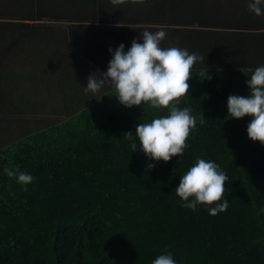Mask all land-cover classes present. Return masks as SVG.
Returning <instances> with one entry per match:
<instances>
[{"label":"trees","instance_id":"16d2710c","mask_svg":"<svg viewBox=\"0 0 264 264\" xmlns=\"http://www.w3.org/2000/svg\"><path fill=\"white\" fill-rule=\"evenodd\" d=\"M18 1L0 0V18L11 16L19 4L22 16L32 19L103 17L72 14L71 0H63L59 10L52 0ZM161 5L174 18L159 19L160 24L179 22L185 28L178 31L198 35L201 43L192 42L188 52L204 58L193 65L189 95L178 104L197 119L187 148L168 162L150 160L140 150L136 126L167 116L169 110L148 104L125 107L113 88L47 126L13 138L0 133V264H152L168 251L176 264H264V213L258 215L264 208V144L248 136L253 117L236 119L228 113V97L248 96L246 81L264 65L258 61L264 60V48L256 41L264 34L245 36L255 61L245 60L243 52L241 58L235 51L221 55L212 46L231 49L235 35L226 30L234 28L233 21L213 19L200 1L183 4L182 10L179 4ZM224 5L229 12L237 7ZM87 8L91 11L92 5L79 10ZM2 24L13 28L11 21ZM254 25L263 28L264 19H254ZM217 28L222 33L208 32ZM172 45L169 37L160 43L161 48ZM65 89L63 84L62 94ZM9 107L0 101V111L10 112ZM129 131L132 140L123 137ZM132 142L138 144L135 152ZM197 157L216 162L229 177L223 197L229 207L215 216L208 211L215 204H200L193 211L182 207L175 192ZM149 163L155 168L147 170ZM5 168H18L34 179L21 185Z\"/></svg>","mask_w":264,"mask_h":264},{"label":"crops","instance_id":"0c3cea01","mask_svg":"<svg viewBox=\"0 0 264 264\" xmlns=\"http://www.w3.org/2000/svg\"><path fill=\"white\" fill-rule=\"evenodd\" d=\"M1 1L15 3L13 1L16 0ZM26 1L19 0L18 3H24ZM127 1L123 4L113 5L111 0H71L69 2V5L72 6L70 12L74 15H93L92 13H100L103 15V17H99L95 14L94 16L85 18H67L64 16L58 18V16L48 17V15H45L41 19H32L27 16H22L25 15L23 12L24 7L19 4L15 7L18 10L11 13V16L0 18V87H6L8 95L14 96L15 89L17 88L15 84L12 83V85L8 86L2 84V82L14 81L15 78H19L22 80L21 84L23 86H35L33 91L36 92L42 85L47 83V77L54 74L53 72H48L47 69H54L56 61L59 65V63H63L64 61L67 63L71 58L70 61L74 62V70L80 73L76 76L78 79L76 85L78 87L87 86L90 74L97 70L106 72L103 68H108L109 61L113 58L112 53L109 51L110 48L115 50L123 43L125 45L124 50L127 52L131 48L133 39H136L139 43H143V30L156 32L161 28H168L169 32L173 34L176 32L175 28H185L179 22L176 24H169L168 22L160 24L159 19L167 20L174 18L168 14L167 6L161 5V3L173 4L174 8H176V4H179L182 10L183 4L187 6L190 3H194V1H200L204 4V8L206 7V13L213 14V19H221V22L224 20L233 21L230 26L234 28L226 31H233L232 34L235 35V40L233 37L231 44L233 46L241 44L240 47L243 48V50H234L235 54L233 55L241 58L240 54L243 52L245 60L255 61L256 57H251L248 54L253 50L247 47L246 41L249 39L245 36L248 33H252V35L255 33L264 34V27H255L254 25V19L257 21L263 20L264 15H254L248 9L249 0H137L136 3H132L130 0L128 1L130 5L126 6ZM229 2L237 5L230 12L224 10V6H226L224 4ZM51 3L60 9L63 0H52ZM87 4L92 5L91 11L88 8L87 11L79 10L82 5L87 7ZM74 8L78 9L77 12ZM211 9L213 13L209 12ZM13 10V8H9V11ZM177 18L179 19V16ZM49 20H52V23ZM5 21H11L13 28L4 26L2 23ZM58 21L71 22L68 23V27H64ZM241 25H244V28ZM186 27V29L191 28L189 25ZM45 35H49V37L47 38ZM259 38L256 41L260 42V45H262L261 48H264V35ZM261 51L263 52L264 50ZM258 61L264 62L261 59ZM36 69L40 73L37 80L34 78ZM24 78L25 80H23ZM62 87L63 84L58 88L56 84L52 83V87L46 90L49 92L54 91L57 105L61 107V112L49 117L66 116V112L73 113L75 111L73 109L78 107L74 105L75 102L73 99H69L74 89L68 84H64L66 89L65 93L62 94ZM111 88L109 84H105L98 93L94 94V97L91 92L85 93L81 91L88 95L87 98L91 96V99H94ZM84 94L83 96L86 97ZM80 98L75 97L77 100ZM7 103L10 104V112L0 111V115L14 116L26 114L23 109L18 110L19 108L13 99L10 98V102ZM31 104L30 99L29 105L32 106ZM42 118L41 115H38L33 117L30 122L18 120L16 123L6 120L4 122L5 128L0 126L1 137L5 134L8 138H13V133L37 129L40 122L45 123L44 119L39 121Z\"/></svg>","mask_w":264,"mask_h":264},{"label":"clouds","instance_id":"9594fccd","mask_svg":"<svg viewBox=\"0 0 264 264\" xmlns=\"http://www.w3.org/2000/svg\"><path fill=\"white\" fill-rule=\"evenodd\" d=\"M113 5H119L126 0H111ZM136 3L137 0H132ZM264 0H249L248 9L257 16L264 15L262 10ZM167 33L163 29L151 32L142 31L143 43L133 39L131 48L125 52L121 43L115 50L109 49L112 59L108 70H97L88 77L84 92L98 93L105 84H109L125 107L148 104L154 109L167 108L169 114L153 119L149 123H139L135 135L139 139L140 150L150 159L157 162L170 161L173 157L183 154L187 148V140L192 129L197 125V119L191 115L188 107L180 108V99L189 95L191 69L203 57L196 52L189 53L187 49L169 47L161 48L160 43ZM250 88L248 96L230 95L228 97L229 117L240 119L251 116L253 119L247 125L248 136L253 141L264 144V65L257 67L250 79L246 81ZM205 117V116H204ZM204 123V119H200ZM124 138L132 140L133 132L124 134ZM137 143L132 142V152L137 151ZM149 163L147 170L155 168ZM10 178H16L21 185L32 183L34 177L26 172L5 168ZM229 177L214 161L200 157L175 188L176 195L184 203L182 207L195 211L197 205H213L208 209L212 216L224 212L229 207V201L224 199L225 182ZM27 190V188H25ZM190 197L192 199H190ZM222 201L221 203H217ZM264 213L260 209L258 215ZM152 264H176L173 254L159 255Z\"/></svg>","mask_w":264,"mask_h":264},{"label":"rangeland","instance_id":"374dc122","mask_svg":"<svg viewBox=\"0 0 264 264\" xmlns=\"http://www.w3.org/2000/svg\"><path fill=\"white\" fill-rule=\"evenodd\" d=\"M130 4L127 2L126 6H129ZM46 21V20H45ZM44 21V22H45ZM50 22L52 20H49ZM54 22V21H53ZM60 24H62L64 27H68V23L69 22H60L58 21ZM52 23V22H51ZM55 23V22H54ZM176 32H174L173 34H171L170 32L167 33L166 37L171 38V42L174 44L172 45V47H178V46H182V49H187L190 50V48L188 47L190 44H192V42H196L198 44H200L201 42L197 39L198 35L195 36L194 34H191L189 32H185V31H178L180 29L175 28ZM217 30V31H216ZM220 29H213V31H208V32H213V33H222V31H218ZM47 38L49 37V35H45ZM75 41V40H74ZM162 42V41H161ZM180 43L179 45H176ZM241 44L237 45L235 48L232 49V45H231V49L228 46H223V45H213V49L214 51H218L219 53L224 52L225 54L231 53L234 50H238L241 49L243 50L242 47H240ZM163 46V45H161ZM166 48V47H164ZM219 48V50H218ZM72 59V58H71ZM71 59L68 60L67 63H65V61L63 63H59L56 61L55 62V68L54 69H47L48 72H53L54 74L52 76H48L47 77V83L42 85L40 89H38L36 92L33 91V88H35V86L33 87H25L23 86V84H21L22 80H20L19 78H15L14 81H5L2 82V84L4 85H12V83L15 84V86L19 89H15V93L14 96H10L8 95V92L6 91V87H0V100L3 102H8L10 101V98L14 100V103H16V105L18 106V110L23 109L24 112L26 114L23 115H0V126H4V122L6 120L9 121H14L16 123V121L18 120H26L29 121L33 118L36 117L38 115H41L43 118L40 119L39 121H42L44 119V124L43 123H39L38 124V128H40L41 126H47L50 123L56 121V120H60L62 118H64L65 116H55V117H49V116H53L55 113H59L61 112V107L57 105L56 102V98L54 97V91L49 92L46 91L47 89L52 87V83L56 84L58 86V88L61 87V84H68L69 86H71L74 91H72V96L69 97V99H73L76 106H82V105H86L87 100L91 99L92 97L90 96V98H82L80 100L75 99V94L79 93L81 95H83L84 93H82V91L84 92V88L86 86H77L76 82L78 81L77 79V75H79L80 73L76 72L74 70V62L70 61ZM232 60V59H231ZM234 62V60H233ZM34 75V78L37 80L38 76L40 75L38 69H36ZM10 78V77H9ZM45 78V77H42ZM27 79V78H26ZM25 80V78L23 79ZM49 84V85H48ZM29 88V89H28ZM82 90V91H81ZM53 94V95H50ZM86 97L88 96L87 94ZM94 97V94H93ZM31 99V105H29V100ZM71 107V106H70ZM45 117V118H44ZM38 121V122H39ZM23 122V121H22ZM16 131V129H15ZM15 136H17L18 133H13ZM15 138V137H14Z\"/></svg>","mask_w":264,"mask_h":264}]
</instances>
